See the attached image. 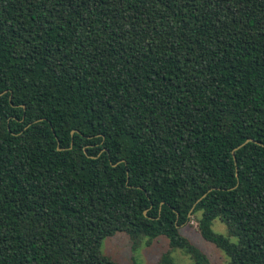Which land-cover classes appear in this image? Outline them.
Listing matches in <instances>:
<instances>
[{"label": "trees", "instance_id": "trees-1", "mask_svg": "<svg viewBox=\"0 0 264 264\" xmlns=\"http://www.w3.org/2000/svg\"><path fill=\"white\" fill-rule=\"evenodd\" d=\"M199 211L264 264V0H0V264H119L118 232L211 264Z\"/></svg>", "mask_w": 264, "mask_h": 264}, {"label": "rangeland", "instance_id": "rangeland-1", "mask_svg": "<svg viewBox=\"0 0 264 264\" xmlns=\"http://www.w3.org/2000/svg\"><path fill=\"white\" fill-rule=\"evenodd\" d=\"M202 212L191 215L190 222L180 226L181 232L188 236L209 257L211 264H229L230 258L215 244L205 240L198 228V218ZM212 229L217 233L227 235V225L220 219H215ZM236 241V237H231ZM138 242V243H137ZM135 241L125 232L106 237L103 240L101 250L104 255L119 264H161L162 257L170 249V240L166 236H159L147 243V238ZM172 264H195L193 258L184 249L176 248L171 252Z\"/></svg>", "mask_w": 264, "mask_h": 264}, {"label": "water", "instance_id": "water-1", "mask_svg": "<svg viewBox=\"0 0 264 264\" xmlns=\"http://www.w3.org/2000/svg\"><path fill=\"white\" fill-rule=\"evenodd\" d=\"M75 131H76V130H73V131H72V134H73ZM250 141H255V142H257V141L254 140L253 138H248L244 143L240 144L239 146H237V147L235 148V150L233 151V156H234L235 162H236L235 151H236L237 149L241 148L242 146H244L246 143H248V142H250ZM72 143H73V142H72ZM205 195H206V194H204L203 197H204ZM192 210H193V209H192ZM192 210H191V211H192Z\"/></svg>", "mask_w": 264, "mask_h": 264}]
</instances>
